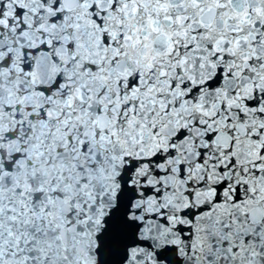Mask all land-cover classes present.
<instances>
[{"label": "snow or ice", "instance_id": "obj_1", "mask_svg": "<svg viewBox=\"0 0 264 264\" xmlns=\"http://www.w3.org/2000/svg\"><path fill=\"white\" fill-rule=\"evenodd\" d=\"M0 264H264V0H0Z\"/></svg>", "mask_w": 264, "mask_h": 264}]
</instances>
